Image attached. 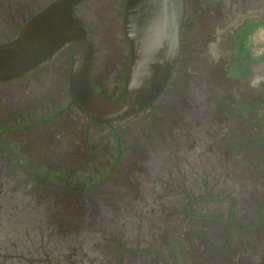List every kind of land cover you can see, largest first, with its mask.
I'll list each match as a JSON object with an SVG mask.
<instances>
[{
	"label": "rangeland",
	"instance_id": "1",
	"mask_svg": "<svg viewBox=\"0 0 264 264\" xmlns=\"http://www.w3.org/2000/svg\"><path fill=\"white\" fill-rule=\"evenodd\" d=\"M51 1L0 0V43L15 37ZM123 1L89 0L78 12L93 33L94 84L111 98H117L123 87L126 44L119 19ZM256 25L241 56V62L255 63L254 72L240 66L225 71L229 58H222L216 70L200 74L179 71L173 81L175 98L171 103L169 98L166 106L170 109L162 114L168 116L165 121H155L144 112L115 124L122 146L120 157L105 126L91 128L89 122H75L73 115L80 117L79 111L68 110L65 124L55 121L56 125L40 122L48 113L20 114L29 110L33 99L48 93L52 81H56L60 95L65 80L68 82L66 47L41 66L64 61L60 73L50 76L55 79L33 71L0 85V120L11 114L20 116L14 124L16 137L0 134L4 152L9 148L33 158V163L64 167L65 171L55 173L59 177L65 173L70 185L61 201L50 203L48 217L52 220H27L20 213L13 221L4 216L0 218V234L18 236L23 246L33 247L35 258L46 257L47 251L51 264H117L120 246L143 250L157 240L169 243L178 229L187 233L202 230L215 247H222L224 223L230 215L241 227L257 224L264 201V148L256 119L263 112L260 101H264V21ZM218 47L225 54V43H218ZM257 78L260 85L252 87ZM172 105L179 106L176 115ZM172 115L177 117L176 123L171 122ZM159 131L163 138L155 139ZM29 140L34 141L36 152L42 147L44 153H28L24 146ZM182 142L184 145H179ZM235 173L240 175L235 177ZM76 178L82 179L79 186L71 182ZM22 197V206L31 199L36 203L32 195ZM34 211V216L43 217L38 208ZM62 216L67 218L60 220ZM54 219L58 222L53 223ZM262 228L249 232L243 240L239 238L245 244L252 240V245L247 243L239 250L237 237L223 255L208 251L196 238L198 253L189 264H264V224ZM36 231H47L43 242ZM41 243L45 249L39 248ZM128 255L122 252L121 258ZM134 259L132 264H155L159 256L140 253Z\"/></svg>",
	"mask_w": 264,
	"mask_h": 264
},
{
	"label": "flooded vegetation",
	"instance_id": "2",
	"mask_svg": "<svg viewBox=\"0 0 264 264\" xmlns=\"http://www.w3.org/2000/svg\"><path fill=\"white\" fill-rule=\"evenodd\" d=\"M89 1V0H88ZM87 2V1H86ZM80 4L76 8V14L78 17L81 18L79 15V8H83L84 4ZM186 2V14L183 24V29L181 33V47H180V57L175 65L173 76L178 74L179 71L181 73L189 72L193 74H200L203 73L205 70L210 68L216 70L219 69L220 60L223 58L231 59V62L228 66L223 67L225 71H229L230 69H234L235 67L240 66L243 67L245 70L248 69L249 71H253L255 69V63L250 61L241 62V56H243V51L246 45H244L245 40L253 36L255 33V28L257 27L256 23L260 21H264V0H185ZM126 0L123 1L122 8L119 14V19L121 22V33L123 37V41L126 44L125 50V58H124V70L123 72V87L118 92L117 98H111L105 94H103L106 98L114 102H121L124 95V83L126 78V73L130 64V57L131 52L129 49V44L125 38L124 30H123V14L125 8ZM243 18L246 21L243 22ZM82 19V18H81ZM248 19V20H247ZM83 20V19H82ZM85 21V20H84ZM86 22V21H85ZM87 24V23H86ZM88 25V24H87ZM90 28V26L88 25ZM186 28V33H185ZM91 30V28H90ZM92 32V31H91ZM93 35V33H92ZM232 38L231 41H228L227 38ZM94 40V39H93ZM225 43V54L221 53L220 48L218 47V43L222 44ZM230 42V43H229ZM229 43V45H228ZM68 50V58L67 62H70V48L66 47ZM54 58V57H53ZM53 58L48 60L47 62L51 61ZM47 62L42 63L34 70L30 71L29 73L25 74L24 76H28L33 71H41V76L49 77L48 79H55L54 77H50L52 75H57L60 73L62 64L64 61H60L59 65H54L51 67L41 68V66ZM68 62V63H69ZM264 62H262L263 64ZM68 66V64H67ZM93 69H94V61H93ZM93 73V70H92ZM67 74V71H65ZM22 76V77H24ZM68 74L66 75V77ZM93 76V75H92ZM172 76V78H173ZM20 77V78H22ZM171 78V80H172ZM19 79V78H17ZM13 79L4 83H0V85L9 83L11 81L17 80ZM39 80V79H35ZM171 80L169 81L167 87L165 88L164 92L160 95L157 101L147 109L141 111L134 116L141 115V113H146V116H152L155 121L157 119H163L165 121L168 116L162 115L165 110L170 109L168 105V100L170 98V103L172 102L173 98H175L172 90L175 91L174 86L171 85ZM56 81H52L51 87L48 89L51 90L49 95L48 93L43 95V98H35L31 101L29 105V110L21 111L20 114L22 116L27 115H39V114H47V116L43 121V123H52V125L64 123L65 124V117L66 112L68 110H75L79 111L72 103L70 96L68 94V86L67 81L65 80V86L60 90V95L57 93L58 87ZM93 85L94 80H93ZM19 89L16 86V90ZM1 94V93H0ZM47 98V99H46ZM52 98V99H50ZM166 100H163L165 99ZM258 100V99H256ZM159 104V108H157V104ZM173 115H176L175 111L179 107L177 105L173 107L171 106ZM181 107V106H180ZM54 108V109H52ZM170 110V111H171ZM80 112V111H79ZM81 116L73 115V119L79 125L88 123L91 128L95 125L97 127L105 126L107 131L110 133L111 142H115L117 144V150L119 157L122 154V146L119 137V132L115 128V124L112 126L97 124L90 120L89 118L85 117L81 112ZM165 114V113H164ZM170 116L171 122L176 123L177 117ZM29 116V115H28ZM133 117V116H132ZM20 119L18 114L15 115H8V117L4 116L3 119L0 120V134H11L13 138L18 135L15 132L14 124ZM85 119V120H84ZM257 119V118H256ZM58 120V121H57ZM159 123L161 121H158ZM75 123V124H76ZM162 126V123H161ZM76 127V126H75ZM173 132H171V135ZM45 135V134H44ZM157 135L155 139L163 138L162 133L159 131L156 132ZM169 135V134H168ZM175 138V137H172ZM1 139V136H0ZM32 139V138H31ZM29 140V143H26L24 148L28 153H33L34 155L40 156V154L44 153L42 151V147L36 152V146H33L34 141ZM178 143V142H177ZM183 144L179 143V145ZM27 145V146H26ZM36 147V148H35ZM3 141H0V218L6 216L7 219H13L17 217L18 213H20L21 217H25L28 219L31 218H40L52 220L50 216V203L52 201H61L66 193V189L70 186L68 183L67 175L64 173L63 175L60 174L61 177L57 176L55 171H65L66 168L61 167L57 168L55 166H46L40 163H33L32 159H28L25 156L19 155L12 149H8V152H4ZM24 149V150H25ZM33 150V151H32ZM35 161V159L33 160ZM235 165V164H234ZM236 170H239L237 168ZM57 179H56V178ZM72 180V178H70ZM71 181L75 185H80L82 183V179ZM61 180L60 183H58ZM82 185V184H81ZM60 191L62 194H57ZM78 191V190H77ZM64 192V193H63ZM70 191L69 193H71ZM77 193V192H76ZM74 194V193H73ZM25 195H32L34 203L31 200L27 201L23 206L19 204L20 201H23V197ZM20 200V201H19ZM43 209L44 207H46ZM264 202L261 206V213H260V221L258 225L262 221V212H263ZM16 208V209H13ZM38 208L39 212L43 217L37 215L34 216L35 211L34 209ZM42 208L43 210H40ZM47 214V215H46ZM46 215V216H45ZM65 216L59 218L60 220H64ZM58 222L57 220H53V223ZM43 223V221H41ZM48 229L51 222H48ZM225 228H226V240L222 247H215L208 236L204 233V231L199 229L191 230L189 233L186 232L184 229H178L176 231V235L171 238L169 243L161 240L155 241L156 243L153 246H150L146 249H134L128 246H120L116 251L117 257V264H132L135 259L134 256L137 254H153L159 256L158 260H154L155 264H189V260L197 255L198 253V243L196 238L202 242L205 249L211 251L216 255H223L230 251L232 246L236 242V238L238 237V249H243L246 244L252 245L253 242L249 241L246 244L242 241L246 234L251 231L262 230V226L253 230L243 231V232H236L237 230H242L246 227L253 226H239L233 220L232 216L230 215L228 220L225 221ZM264 224V223H263ZM1 225V220H0ZM44 227V226H43ZM235 227V229H234ZM40 229V227H38ZM41 236V241L43 242L45 231L39 232L36 231ZM50 236V232H48ZM13 233L8 234L7 236L3 237L0 234V264H51L50 260L47 259L48 253L46 251V257L43 258H35L33 255L34 250L33 247L23 246L19 243L20 238L17 236L16 238L13 237ZM232 235V241L230 243V237ZM32 236V235H30ZM37 236V235H36ZM248 236V235H247ZM242 237V240L239 239ZM31 242L33 241L32 237H30ZM235 241V242H234ZM229 245L228 249L226 250L227 246ZM26 249H25V248ZM39 248L45 249V246L39 245ZM122 252H128V258L122 259L121 254ZM15 261V262H14ZM150 264H153L149 261Z\"/></svg>",
	"mask_w": 264,
	"mask_h": 264
},
{
	"label": "water",
	"instance_id": "3",
	"mask_svg": "<svg viewBox=\"0 0 264 264\" xmlns=\"http://www.w3.org/2000/svg\"><path fill=\"white\" fill-rule=\"evenodd\" d=\"M86 1L52 0L15 37L1 42L0 83L24 76L69 46L67 84L71 103L93 122L112 126L152 106L167 87L180 57L186 2L126 0L123 30L131 57L123 99L114 102L98 93L93 85V35L76 14V8ZM263 223L264 207L260 224L234 229L253 230Z\"/></svg>",
	"mask_w": 264,
	"mask_h": 264
},
{
	"label": "trees",
	"instance_id": "4",
	"mask_svg": "<svg viewBox=\"0 0 264 264\" xmlns=\"http://www.w3.org/2000/svg\"><path fill=\"white\" fill-rule=\"evenodd\" d=\"M77 13V12H76ZM176 75V74H175ZM175 75L173 76V78H172V80H171V85H173V81H174V78H175ZM95 87V89H96V91L98 92V93H100L101 95H103L99 90H98V88L96 87V85L94 86ZM104 96V95H103ZM105 97V96H104ZM182 98V97H181ZM263 102L264 101H260V104H261V106H263ZM257 119H258V126H257V128H258V130H259V132H260V140H261V144H262V146H263V148H264V140H263V138H264V124H263V112L260 114V115H258V117H257ZM263 133V135H262V133ZM235 175V177L236 176H239L240 174L239 173H235L234 174ZM264 202V201H263ZM262 206V205H261ZM260 213H261V209H260Z\"/></svg>",
	"mask_w": 264,
	"mask_h": 264
},
{
	"label": "clouds",
	"instance_id": "5",
	"mask_svg": "<svg viewBox=\"0 0 264 264\" xmlns=\"http://www.w3.org/2000/svg\"><path fill=\"white\" fill-rule=\"evenodd\" d=\"M261 81L259 78L257 79H254L253 82H252V87H258L260 85Z\"/></svg>",
	"mask_w": 264,
	"mask_h": 264
}]
</instances>
